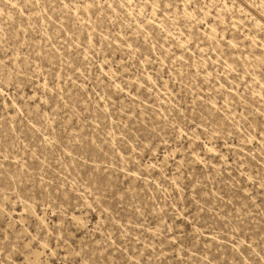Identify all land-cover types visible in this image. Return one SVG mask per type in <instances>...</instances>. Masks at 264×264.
<instances>
[{"label": "rangeland", "instance_id": "1", "mask_svg": "<svg viewBox=\"0 0 264 264\" xmlns=\"http://www.w3.org/2000/svg\"><path fill=\"white\" fill-rule=\"evenodd\" d=\"M0 264H264V0H0Z\"/></svg>", "mask_w": 264, "mask_h": 264}, {"label": "bare ground", "instance_id": "2", "mask_svg": "<svg viewBox=\"0 0 264 264\" xmlns=\"http://www.w3.org/2000/svg\"><path fill=\"white\" fill-rule=\"evenodd\" d=\"M228 41V40H227ZM228 44H232V40L228 41ZM263 46V43L261 44Z\"/></svg>", "mask_w": 264, "mask_h": 264}]
</instances>
